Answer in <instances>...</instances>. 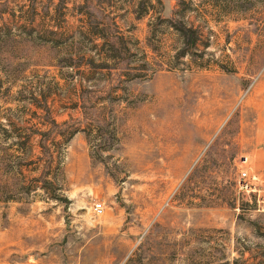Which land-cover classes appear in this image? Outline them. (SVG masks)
<instances>
[{
    "label": "rangeland",
    "instance_id": "1",
    "mask_svg": "<svg viewBox=\"0 0 264 264\" xmlns=\"http://www.w3.org/2000/svg\"><path fill=\"white\" fill-rule=\"evenodd\" d=\"M0 36V264H264V0H0Z\"/></svg>",
    "mask_w": 264,
    "mask_h": 264
},
{
    "label": "trees",
    "instance_id": "2",
    "mask_svg": "<svg viewBox=\"0 0 264 264\" xmlns=\"http://www.w3.org/2000/svg\"><path fill=\"white\" fill-rule=\"evenodd\" d=\"M172 26L176 29V31L179 33L181 39L183 40L181 49H190L194 48L197 44V42L200 39V33L199 30L192 26L187 25L181 20H172L171 21ZM50 32L54 33V30H50ZM2 37V36H0ZM5 39H8V37H5L3 39H0L4 41ZM46 121L50 124L49 128L44 131H34L35 133H38L41 135L39 138V146L41 148V151L45 154L50 156L49 149L47 146V142L51 139V136L58 134L62 137L61 141H57L58 144H63L68 142L72 136L78 132L80 129L77 126H71L69 125L68 121H63L62 123L58 124L56 121L46 116ZM45 122V121H44ZM46 124V123H45ZM62 127V128H61ZM27 137L22 141V144L24 145L26 142ZM56 142V143H57ZM49 163V161H47ZM54 198H57L56 196H53Z\"/></svg>",
    "mask_w": 264,
    "mask_h": 264
},
{
    "label": "built area",
    "instance_id": "3",
    "mask_svg": "<svg viewBox=\"0 0 264 264\" xmlns=\"http://www.w3.org/2000/svg\"><path fill=\"white\" fill-rule=\"evenodd\" d=\"M246 177H247V171L246 170H240L239 171V178L244 180ZM92 210H93V213L95 215H100L104 210V206H103L102 202L99 201V202L93 203Z\"/></svg>",
    "mask_w": 264,
    "mask_h": 264
}]
</instances>
